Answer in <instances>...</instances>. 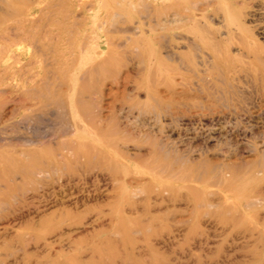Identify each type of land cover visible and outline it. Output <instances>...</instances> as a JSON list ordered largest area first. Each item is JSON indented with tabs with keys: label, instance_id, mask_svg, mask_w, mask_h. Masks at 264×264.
Instances as JSON below:
<instances>
[{
	"label": "rangeland",
	"instance_id": "1",
	"mask_svg": "<svg viewBox=\"0 0 264 264\" xmlns=\"http://www.w3.org/2000/svg\"><path fill=\"white\" fill-rule=\"evenodd\" d=\"M0 264H264V0H0Z\"/></svg>",
	"mask_w": 264,
	"mask_h": 264
},
{
	"label": "bare ground",
	"instance_id": "2",
	"mask_svg": "<svg viewBox=\"0 0 264 264\" xmlns=\"http://www.w3.org/2000/svg\"><path fill=\"white\" fill-rule=\"evenodd\" d=\"M20 55V54H19ZM58 103H60V101L58 102ZM62 103V102H61ZM68 104H69V107L71 106L70 105V103L68 102ZM66 105L67 104H65V106L64 107H66ZM76 106H77V108H79V110L81 111V112H83V113H85V112H87V109H88V104L87 103H85V102H83V101H81L80 100V98L78 99V100H76V104H75ZM61 106V105H60ZM43 107H44V109H45V107L47 108V106L46 105H43ZM48 109V108H47ZM47 109H45V110H47ZM74 120V119H73ZM75 121V120H74ZM73 130V129H72ZM74 130H75V128H74ZM42 137V136H41ZM24 140V139H23ZM32 140H24V143L25 144H32ZM27 153V159H26V161H23V159H21L22 161H20V159L18 160V161H20V162H17L16 160H12V162L11 161H9V164L11 163L12 164V167H13V170H19V169H21V167H22V170H23V168H24V171L25 172H29L30 174H31V172H36V171H40L42 168H41V162L39 161V159H38V157L36 156V153H35V151L34 150H28V152H26ZM25 155V154H24ZM165 155V154H164ZM163 155V156H164ZM174 161V160H173ZM180 165V164H179Z\"/></svg>",
	"mask_w": 264,
	"mask_h": 264
}]
</instances>
